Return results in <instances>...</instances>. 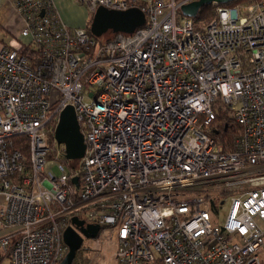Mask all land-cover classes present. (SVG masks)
Masks as SVG:
<instances>
[{
  "label": "built area",
  "instance_id": "2783aa9c",
  "mask_svg": "<svg viewBox=\"0 0 264 264\" xmlns=\"http://www.w3.org/2000/svg\"><path fill=\"white\" fill-rule=\"evenodd\" d=\"M82 1L145 22L99 41L52 0H14L2 25L0 258L58 264L77 216L113 228L114 264H264V0L213 3L201 26L193 0ZM216 101L239 127L229 150L206 129ZM66 105L78 169L54 145ZM207 181L218 195L193 192Z\"/></svg>",
  "mask_w": 264,
  "mask_h": 264
},
{
  "label": "water",
  "instance_id": "95a60500",
  "mask_svg": "<svg viewBox=\"0 0 264 264\" xmlns=\"http://www.w3.org/2000/svg\"><path fill=\"white\" fill-rule=\"evenodd\" d=\"M233 0H193L180 8L183 15L195 17L201 6L205 4H225ZM43 14V10L40 11ZM145 22L144 12L138 7L127 9H110L99 5L93 13L89 30L95 36L104 32H133ZM54 137L58 144L64 146V156L67 159L81 158L85 151L83 134L80 131L75 111L72 105H66L59 114ZM76 181V178H72ZM102 229L100 223H86L83 219L73 216L71 223L63 231V240L68 246L67 253L58 264H74L78 249L84 238H96Z\"/></svg>",
  "mask_w": 264,
  "mask_h": 264
},
{
  "label": "rangeland",
  "instance_id": "374dc122",
  "mask_svg": "<svg viewBox=\"0 0 264 264\" xmlns=\"http://www.w3.org/2000/svg\"><path fill=\"white\" fill-rule=\"evenodd\" d=\"M58 8L60 12L63 14V18L65 19L63 22L70 27L77 26H85L89 30L90 23L93 16V11L89 8V5L82 0H59ZM245 5V4H244ZM242 5H239L240 7ZM216 5L210 6L207 9V13L215 12ZM67 21V22H65ZM112 32L110 30L104 32L100 36H96L99 41H104L108 36H110ZM55 93V92H53ZM55 147H58V143L55 140ZM63 146V144H60ZM64 162V161H63ZM65 164H67L70 168L74 167L76 169L79 168L81 160L80 158L76 159H66ZM54 170L58 172L56 166H54ZM213 181H207L205 183H196L194 193L200 194H208L210 196L218 195L221 188L219 186L212 185ZM228 206V200H226L222 205H220L219 209L220 216L217 221L221 222L225 216L226 210ZM261 226H264L262 222H260ZM8 230H3L1 234L6 233ZM113 228L111 226H105L100 230V233L95 239H86L83 241L82 245L84 247V254L87 256L88 264H109L111 258L105 254V247L109 244L113 245ZM264 254V245L261 248V255ZM112 256V254H111ZM110 256V257H111ZM157 264V263H154Z\"/></svg>",
  "mask_w": 264,
  "mask_h": 264
},
{
  "label": "trees",
  "instance_id": "16d2710c",
  "mask_svg": "<svg viewBox=\"0 0 264 264\" xmlns=\"http://www.w3.org/2000/svg\"><path fill=\"white\" fill-rule=\"evenodd\" d=\"M257 0H233L231 2L225 3L223 5L228 6H239L244 4H249ZM213 6V4H205L200 7L197 15L193 17L196 25L201 26L207 22L215 12L207 13V9ZM90 33V30H88ZM113 34V32H112ZM215 116L210 121L206 123V129L208 134H210L217 142L221 143L225 150L231 149L232 137L239 131L238 125L234 123L230 117L229 110L225 104L216 101L214 104ZM64 160L65 157H63ZM73 168V167H71ZM213 200V199H212ZM74 264H88L87 256L84 254V247L78 249Z\"/></svg>",
  "mask_w": 264,
  "mask_h": 264
},
{
  "label": "crops",
  "instance_id": "0c3cea01",
  "mask_svg": "<svg viewBox=\"0 0 264 264\" xmlns=\"http://www.w3.org/2000/svg\"><path fill=\"white\" fill-rule=\"evenodd\" d=\"M13 2H14V0H0V36L5 34V31H4V28H2L3 27L2 25L8 19H10L11 15L13 14V7H12L13 6ZM52 2H53V5H54L56 11L60 15L62 21H64L65 19L63 18V14L60 12V10L58 8L59 0H52ZM65 22H67V21H65ZM81 27H86V25L85 26H81ZM102 228H104V226H102ZM2 232H3V229L0 230V233H2ZM99 233H100V231H99ZM88 239H95V238H88ZM112 243H113V245L112 244H110V245L108 244L105 247V254L107 255V258H105V259L108 260V257L111 258L110 261L108 260L109 264H114V261L112 259L111 254L113 253L115 244H114V242H112ZM8 263H9L8 257L1 256L0 264H8Z\"/></svg>",
  "mask_w": 264,
  "mask_h": 264
},
{
  "label": "flooded vegetation",
  "instance_id": "af4514ba",
  "mask_svg": "<svg viewBox=\"0 0 264 264\" xmlns=\"http://www.w3.org/2000/svg\"><path fill=\"white\" fill-rule=\"evenodd\" d=\"M86 239H88V238H84V240H86ZM84 240H83V241H84Z\"/></svg>",
  "mask_w": 264,
  "mask_h": 264
}]
</instances>
